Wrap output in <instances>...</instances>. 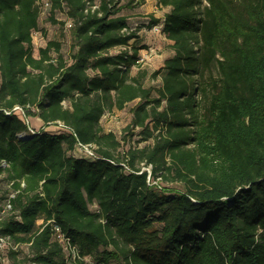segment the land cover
Here are the masks:
<instances>
[{
    "label": "trees",
    "instance_id": "obj_1",
    "mask_svg": "<svg viewBox=\"0 0 264 264\" xmlns=\"http://www.w3.org/2000/svg\"><path fill=\"white\" fill-rule=\"evenodd\" d=\"M120 1L0 0V264H264V0H155L157 86ZM130 103L119 153L100 119Z\"/></svg>",
    "mask_w": 264,
    "mask_h": 264
},
{
    "label": "rangeland",
    "instance_id": "obj_2",
    "mask_svg": "<svg viewBox=\"0 0 264 264\" xmlns=\"http://www.w3.org/2000/svg\"><path fill=\"white\" fill-rule=\"evenodd\" d=\"M121 13L126 15L130 24H140L147 20L157 19L163 17L166 9L156 5L155 0H121L119 3ZM54 18L58 21H64L65 16L61 13H56ZM40 32H36L33 37L34 49L43 47L48 40H58L62 45V53L68 57L70 52V36L68 32L62 29L58 23H51L48 17L40 20ZM138 40V45L143 48L141 53L152 49L151 55L147 56L143 63L140 64L141 69L147 72L146 85H159V79H151V74L156 71L164 62L166 58L171 56L172 52L169 48V42L157 32H141ZM36 50L33 53L36 55ZM137 68H132L131 73L134 74ZM133 103L127 104L122 110H115L106 113L100 119V125L106 132H112L120 141L119 153L125 152L129 147L141 146L146 142L140 141V136L137 134L139 131L125 130L131 120V108ZM29 126L36 130L42 129L41 124L36 119L29 122ZM52 128L59 129L57 126ZM44 128V127H43ZM170 186V184H168ZM4 264H9L4 262Z\"/></svg>",
    "mask_w": 264,
    "mask_h": 264
},
{
    "label": "built area",
    "instance_id": "obj_3",
    "mask_svg": "<svg viewBox=\"0 0 264 264\" xmlns=\"http://www.w3.org/2000/svg\"><path fill=\"white\" fill-rule=\"evenodd\" d=\"M88 7L91 10H94L96 8L95 5L88 6ZM48 9H49V2L46 1L42 5V14H44ZM160 29H161V24H155V25H152L149 29H146V28H138V24L137 23H132L130 26L124 28L122 30V32L128 33V32H132L133 31V32H136L137 34H140L141 32H144V33H147V32H154V33H156L157 32L158 33ZM151 53H152V49H148L146 52L142 53L139 56V58L137 60V63H139V64L143 63L144 60L146 59V57L149 56V55H151ZM18 109H19L18 107H15L13 110H18ZM6 114H9V113L7 112ZM52 125H54L53 127L57 126L58 128H62L63 127V125L61 123H55V124H52ZM29 131H31L33 133V131L30 128H29ZM80 147L88 155H93L92 151L88 147L81 146V145H80ZM2 165L5 166V163L3 162ZM143 170H146L148 172V174L150 173L148 168H143ZM5 208L6 209H10V205L7 203ZM40 223H41V220H38L37 224H40ZM52 231H53V238L63 244L65 250L68 252V254L71 257L72 261L74 259L78 258L77 253H76L74 247H72L70 245L69 239L67 237H65V235L61 232L59 226L56 225V224H54L53 222H52ZM8 246H10V239H9V237H7V236L0 237V251L2 249H4L5 247H8Z\"/></svg>",
    "mask_w": 264,
    "mask_h": 264
}]
</instances>
